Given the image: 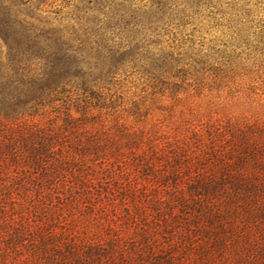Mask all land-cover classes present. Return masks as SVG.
<instances>
[{
    "label": "rangeland",
    "instance_id": "1",
    "mask_svg": "<svg viewBox=\"0 0 264 264\" xmlns=\"http://www.w3.org/2000/svg\"><path fill=\"white\" fill-rule=\"evenodd\" d=\"M42 1L44 15L65 23L89 6ZM192 23L174 19L152 37L180 72L153 78L129 65L110 84L66 87L38 108L39 124L70 114L81 141L100 143L61 170L54 188L32 180L27 156L17 165L0 153V264H246L250 243L262 245L264 35L237 45L225 17ZM133 155H158L162 177L141 173Z\"/></svg>",
    "mask_w": 264,
    "mask_h": 264
},
{
    "label": "trees",
    "instance_id": "2",
    "mask_svg": "<svg viewBox=\"0 0 264 264\" xmlns=\"http://www.w3.org/2000/svg\"><path fill=\"white\" fill-rule=\"evenodd\" d=\"M83 1L89 4L81 9L85 15L65 23L64 18L44 15L42 0H0V126L4 122L0 137L6 140L2 143L0 138V153L10 152L9 158L17 165V158L27 156L26 164L36 169L32 180L38 179L40 187L54 188L61 170L72 169L77 158L81 160L89 148L100 145L93 137L81 141L84 130L74 125L70 114L58 124L42 125L34 120L36 114L43 116L38 108L52 100L53 93L66 91V87L92 91L94 86L110 84L129 65L139 66L153 78L180 72L174 67L177 59L172 52L152 47L158 44L152 38L157 29L174 19L185 26L192 25L196 16L225 17L224 26L237 45L246 44L250 34L259 38L264 35L259 0H141L140 6L135 0ZM196 63L201 64L197 72L205 71L204 61ZM9 137L19 139L25 155L12 151L16 142ZM122 138L137 142L135 137ZM69 152L76 155L67 156ZM157 156L133 155L135 167L153 179L160 178ZM175 156L173 164L178 163ZM167 159L164 162L170 163ZM21 170L28 169L22 166ZM166 175H177L176 167ZM189 186L192 188V184ZM66 250L71 251L69 246ZM249 251L246 264H264V241L260 247L250 243Z\"/></svg>",
    "mask_w": 264,
    "mask_h": 264
}]
</instances>
